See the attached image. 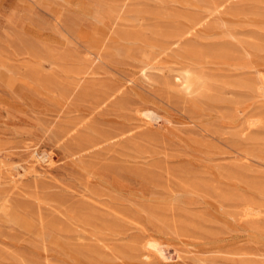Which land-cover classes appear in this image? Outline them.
<instances>
[{"label":"rangeland","instance_id":"rangeland-1","mask_svg":"<svg viewBox=\"0 0 264 264\" xmlns=\"http://www.w3.org/2000/svg\"><path fill=\"white\" fill-rule=\"evenodd\" d=\"M0 264H264V0H0Z\"/></svg>","mask_w":264,"mask_h":264},{"label":"bare ground","instance_id":"bare-ground-1","mask_svg":"<svg viewBox=\"0 0 264 264\" xmlns=\"http://www.w3.org/2000/svg\"><path fill=\"white\" fill-rule=\"evenodd\" d=\"M187 90L191 89L190 85H186Z\"/></svg>","mask_w":264,"mask_h":264}]
</instances>
